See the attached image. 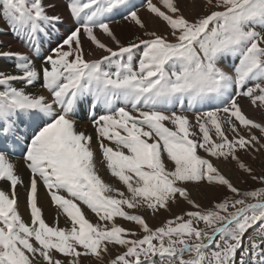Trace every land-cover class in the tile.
I'll return each instance as SVG.
<instances>
[{"label":"snow or ice","instance_id":"1","mask_svg":"<svg viewBox=\"0 0 264 264\" xmlns=\"http://www.w3.org/2000/svg\"><path fill=\"white\" fill-rule=\"evenodd\" d=\"M59 7L0 0L35 54L0 51L16 69L0 71V264H264V163L243 159L264 157V0H64L72 26L40 55L41 31L65 23ZM116 17L135 30L126 43ZM82 105L95 135L79 129ZM221 162L262 187H237Z\"/></svg>","mask_w":264,"mask_h":264},{"label":"bare ground","instance_id":"2","mask_svg":"<svg viewBox=\"0 0 264 264\" xmlns=\"http://www.w3.org/2000/svg\"><path fill=\"white\" fill-rule=\"evenodd\" d=\"M137 1V0H136ZM57 4H59L58 12L62 13L65 17V23H68L70 19L68 18L67 12L64 10V1L63 0H55ZM141 15L145 17V19L148 20V24L150 28H156L161 31H163L162 25L159 24L158 21L152 19L148 16V14L145 11L141 12ZM64 23V24H65ZM56 27H62L61 25H55ZM112 27L114 28L116 34L120 37L122 42H127L132 38V33L135 31L130 26H125L124 22L120 19L116 21V23L112 24ZM45 30V29H43ZM85 47H87V43L85 44ZM4 50H10V51H20L24 53H28L25 48L22 45V42L16 38V36H12L10 34V30L8 28V25L6 24L4 19H0V51ZM101 53H97V56H99ZM12 60H9L7 58H0V71L6 72V73H12L15 74L16 69L14 68V65L11 64ZM15 63L14 61H12ZM37 64H39V61H36ZM30 92L33 93H42L44 95H48L47 90L43 89L40 86V83H37L35 88H30ZM245 101H243L244 103ZM245 109L249 112V114L254 115L257 112L253 111V109L248 105V103H244ZM79 129L81 131H86L90 135H95L92 123H78ZM95 147V145H93ZM99 157V153H97ZM15 162L19 166L20 173L24 176L25 180H27L28 173L24 169L25 167L23 164L15 159ZM220 166V164H219ZM98 167H100L101 175L103 178L108 182H113V178L110 177V174L105 170L103 165H100L98 163ZM221 168V167H220ZM223 171V170H222ZM0 187H3L5 190H7V185H0ZM20 192V212L23 214L24 219L27 221L29 219L28 212L25 209L24 204V190L21 188L19 189ZM44 216L48 223H53L54 217L56 215V210L53 208L49 202V198L44 194V192H41V201H40ZM91 216L92 214L89 213ZM61 226H63V221H61Z\"/></svg>","mask_w":264,"mask_h":264},{"label":"rangeland","instance_id":"3","mask_svg":"<svg viewBox=\"0 0 264 264\" xmlns=\"http://www.w3.org/2000/svg\"><path fill=\"white\" fill-rule=\"evenodd\" d=\"M228 62H229V58L225 61L224 65H222L226 69H227ZM246 102L247 101L245 100L244 103H246ZM252 116L257 121H259L261 119L260 113H257V114L255 113ZM257 135H259V133H257ZM243 159L247 163L251 164L256 169V171L258 173L260 172L262 163H264V157H262L261 159H257L255 161L251 160L248 156H244ZM18 161H20V160H18ZM220 167L223 170L224 174H226L227 176H230L232 178L233 183L241 189L252 190V189H255L258 187H262V185H259L258 183L253 182L250 178L243 176V173L241 171H238L237 166L235 165V162H229V163L221 162ZM24 169L26 170V168H24ZM241 177H243V178H241ZM244 180H247V183H245ZM221 195H222V191L212 190L207 194V198H201L200 195L197 194V199L199 200L200 203L207 206L209 203V200L214 199V198H218ZM181 207H187V205H182ZM173 211L175 213H179L180 209L175 208V209H173ZM167 216H168L167 213H163L162 215L157 216L155 218L149 217L148 222L150 223L151 226L156 227V226H159L161 224V222L164 221L165 217H167ZM118 222H120L126 228L132 227V225L130 223L124 222L122 220H119ZM248 234L251 235L252 230H250ZM237 260H239V254L237 255ZM85 264H88V262L85 261Z\"/></svg>","mask_w":264,"mask_h":264}]
</instances>
